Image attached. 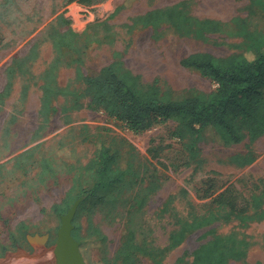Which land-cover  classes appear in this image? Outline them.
Wrapping results in <instances>:
<instances>
[{
    "label": "rangeland",
    "instance_id": "374dc122",
    "mask_svg": "<svg viewBox=\"0 0 264 264\" xmlns=\"http://www.w3.org/2000/svg\"><path fill=\"white\" fill-rule=\"evenodd\" d=\"M70 1L0 0V92L7 82L6 68L15 58H27L37 44L35 56L24 63L11 96L0 106V264H56L54 245L62 221L52 206L75 184L74 195L92 189L94 174L84 167L99 140L116 152L117 164L128 175L126 183L110 196L102 192L99 197H83L74 224L80 226L84 237L89 236L81 245L87 264H113L130 232L141 246L165 247L169 234L177 228V216L215 210L214 198L227 187L256 203L249 218L223 220L191 233L181 246L167 253L165 261L175 264L185 254L186 262H191L194 250L210 239L209 231L215 229L221 234L236 232L249 244L245 258L229 264H264V218L257 214L264 211V136L230 147L202 142L191 150L178 137L176 121L137 135L104 111L93 109L89 97L82 98V108L68 112H63V107L73 106L74 101L58 97L44 125L40 113L43 74L55 56L48 29L59 16L67 21L66 26L60 25L62 29L69 27L83 37L85 74H98L115 60V52H120L125 66L145 84L157 81L167 96L184 98L210 94L217 84L185 68L181 60L194 52L219 57L237 52L243 40L240 31L232 23L209 34L208 39L183 36L174 30L155 38L151 28L127 32L123 25L154 8L181 1L189 2L192 14L199 18L229 23L248 15L249 0ZM260 22L264 23V17ZM75 69L62 66L57 73L59 84L84 93ZM24 87L28 91L22 98ZM250 151L256 155L252 164L239 167L231 163L233 156ZM21 154L25 156L18 161ZM39 156L49 157L55 168L42 180ZM90 220L105 235V242L90 236ZM29 234H49L50 238L45 246H33ZM141 264L154 263L142 254Z\"/></svg>",
    "mask_w": 264,
    "mask_h": 264
},
{
    "label": "trees",
    "instance_id": "16d2710c",
    "mask_svg": "<svg viewBox=\"0 0 264 264\" xmlns=\"http://www.w3.org/2000/svg\"><path fill=\"white\" fill-rule=\"evenodd\" d=\"M74 1L76 0L70 2ZM78 2L90 4L95 0ZM261 17H264V0H249L248 15L237 16L229 23L199 18L192 14L189 2L181 1L154 8L132 18L131 23L124 24L127 32L141 27L151 28L155 38L162 37L168 30H174L183 36L195 35L208 39L209 34L219 33L232 23L240 31L243 40L238 45L237 52L222 57L208 52H194L181 60L185 68L198 71L202 76L215 81L217 87L213 92L172 98L164 93L157 81L145 84L140 75L128 69L120 52H115V60L103 67L98 74H85L82 69L86 54L82 45L83 37L69 27L62 29L60 25L66 26L67 21L61 15L48 29L55 56L43 74L40 111L43 116L42 125L49 121V116L54 111L53 101L58 97L74 101L73 106L63 107V112L82 108V98L89 97L93 109L104 111L137 135L155 125L176 121L178 137L186 141L191 150L202 142H215L226 147L240 144L246 139L254 142L264 136V23L260 24ZM164 25L167 26L166 29L162 27ZM36 47L37 44L33 45L27 58H15L6 68L7 82L0 92V106L11 96L16 76L24 71V63L35 56ZM62 66L76 67L75 78L85 86L84 93L59 84L57 73ZM27 91L28 87H24L22 98ZM16 119L13 115L12 121ZM96 144L93 157L84 167L94 174L92 189L74 195L75 184L60 203L52 206L58 217L66 214L78 198L84 197L87 200L93 196L99 197L102 192L110 196L126 183L128 171L117 164L116 152L102 140ZM23 156L25 154H21L17 160L21 161ZM36 160L40 163L41 180L55 172L49 157L39 156ZM255 160L256 155L250 151L233 156L231 163L245 167ZM75 180L78 183L80 176ZM214 202L217 206L215 210L203 214L193 212L185 217L177 216V228L169 234L163 248H156L151 244L148 246L149 243L141 246L136 242L135 234L130 232L113 264H141L142 254L148 256L154 264H169L165 261L167 253L181 246L191 233L223 220L238 218L245 221L250 212L257 208L256 203L234 187L220 191ZM82 204L84 202L80 205ZM257 214L264 218V211ZM74 219L73 223L76 222V216ZM89 228L90 236H97L102 243L106 241L105 235L95 227L92 220ZM80 231V226L75 225L73 236L82 245L83 240L89 236L84 237ZM209 234L212 235L211 238L194 250L191 262H186L184 254L175 264H229L230 260L239 261L247 255L249 244L238 233L221 234L211 229Z\"/></svg>",
    "mask_w": 264,
    "mask_h": 264
},
{
    "label": "water",
    "instance_id": "95a60500",
    "mask_svg": "<svg viewBox=\"0 0 264 264\" xmlns=\"http://www.w3.org/2000/svg\"><path fill=\"white\" fill-rule=\"evenodd\" d=\"M82 201L83 197L77 199L68 212L61 216L62 222L54 245L56 264H87L81 252V243L73 236V221ZM49 238V234L27 235L29 243L37 246H45Z\"/></svg>",
    "mask_w": 264,
    "mask_h": 264
},
{
    "label": "crops",
    "instance_id": "0c3cea01",
    "mask_svg": "<svg viewBox=\"0 0 264 264\" xmlns=\"http://www.w3.org/2000/svg\"><path fill=\"white\" fill-rule=\"evenodd\" d=\"M33 246H37V245H33Z\"/></svg>",
    "mask_w": 264,
    "mask_h": 264
},
{
    "label": "bare ground",
    "instance_id": "6f19581e",
    "mask_svg": "<svg viewBox=\"0 0 264 264\" xmlns=\"http://www.w3.org/2000/svg\"><path fill=\"white\" fill-rule=\"evenodd\" d=\"M5 1V0H4Z\"/></svg>",
    "mask_w": 264,
    "mask_h": 264
}]
</instances>
